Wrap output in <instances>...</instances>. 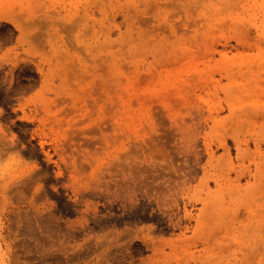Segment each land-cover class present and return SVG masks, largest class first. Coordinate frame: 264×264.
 Returning a JSON list of instances; mask_svg holds the SVG:
<instances>
[{
  "label": "rangeland",
  "instance_id": "1",
  "mask_svg": "<svg viewBox=\"0 0 264 264\" xmlns=\"http://www.w3.org/2000/svg\"><path fill=\"white\" fill-rule=\"evenodd\" d=\"M0 2L14 6L17 9L22 8L27 13L29 8H35V14L38 15V18L34 17L33 19L36 20L37 18V22H35H39L38 24H40V21L43 23V25H40V30L38 29V24L33 27V29L35 28L34 32L37 31L35 32L36 37L39 38L35 37L34 42H37L42 50L39 49L40 47L35 46L36 44L34 43V46L39 50L32 46L31 51L25 52L21 46L27 45L19 38V29L16 27L15 22H12L15 17L7 18L3 12V18L0 15V42H2V47H0V65L3 63L0 66V124L9 132V135H14L19 142L27 143L31 140L38 148L39 137L35 135L34 139L31 138L30 130L39 124L38 118L42 116L53 124L52 136L57 140L74 135L75 140L77 139L76 142L82 148L93 149L96 146L94 148L97 149L98 142L94 143L95 140H91L93 138L96 139L94 137V135L96 136V130L89 128L84 133L79 132L78 134L76 132L72 133V131H75L79 123H85L90 118L89 121H93L91 124L97 121L101 123L104 131L113 134L115 123L113 121L110 122L109 119L117 116L119 126L116 133L122 137L121 141L116 145H112L109 148H98L99 151L93 166L87 165V176L82 180L80 179L83 176L68 178L67 174H65L67 176L64 175L65 177L61 176L57 179L51 172L52 166L47 168L50 175L45 182L47 186H45L48 189L51 187L47 200L49 208H60L66 217L76 219L79 214L73 209L75 204L72 202L78 196V198L87 199L92 205L95 203L98 207V212L106 215L101 224H90L89 239L83 241V234H77L78 239L76 238L75 241L81 244L77 243L72 246L73 240L70 239V242H68L63 237L62 241V235L60 234V236L57 234L60 239L56 238V234L53 235L54 237L51 235L48 237L45 234L44 236H47L45 240V237H41L43 235L40 234L42 233L40 229V232H37L38 229L35 231L39 238H36L34 231L31 233H34L33 236L31 235L32 237L30 234L25 237L20 227L10 223L11 219L13 220L17 217L11 211L13 203L17 204V199L9 192L8 197L5 196V201L2 198L4 203L1 201L5 207L2 208L0 203V208L3 209H0V264H106L107 262L112 263L114 261L112 257L116 256L119 251V253L127 254L129 259H133L134 264L139 263L141 259L147 261L148 256L152 253V248L149 245L150 240H147L148 243L145 241L146 236L150 233L155 239L175 237V235H172V226L168 224L170 215L177 211L183 214L184 204L193 214L198 213L201 207V202L189 201V193L184 196L179 194L178 198L179 200L181 199L179 205L175 204L174 201L164 203V201L161 199L159 201V198L156 197L161 193V190L169 191V187L166 184H169L170 178L180 175V173L184 174V170L179 169L178 172L180 173L177 174L178 172L175 168L188 163L185 160L186 153L182 152L179 147L182 137L177 130L175 122L180 120L181 114L178 112L179 110L183 111L188 106V102L200 103L201 100L198 94L189 93L188 102L177 101L173 92L174 87L169 81L170 78L165 77L159 81L153 80L150 76L151 65L156 60V57L157 60L155 62L158 65L161 64L159 60L167 62L165 58L159 55L162 51L203 48L209 44L208 39L211 36H223L221 42L217 43V45L218 48L225 47L229 55H232L238 49H244V47L249 46L250 43L246 40L255 41L257 42L256 46L259 45V47L264 49V0H0ZM74 13L76 14L74 15ZM25 15L28 16V14ZM49 17H52L54 25L48 28ZM78 19L81 21L73 23V21L75 22ZM58 22H60V25L65 23L66 28L64 24L58 25ZM56 23L57 25H55ZM68 24L70 27L73 24L72 27L74 28L71 27L72 31L67 26ZM39 31L42 34L45 32L47 34L48 31H51L55 35L66 34L67 31H70L71 34L86 32L88 35L87 49L81 46L83 48L81 51V49L75 47L76 43L69 44L68 40L64 41L60 38H57V41L52 45L45 43L46 35L44 34L45 36H43ZM37 34L42 36L38 37ZM14 44H17L19 48L17 45V49L14 48ZM68 44L72 46L70 47ZM251 46L256 47L255 45ZM6 49L8 50L6 51ZM43 49H45V52ZM40 51L45 54L40 53ZM19 53L22 54L20 55ZM59 54L61 55L60 57ZM172 57L169 59L174 64L175 73L172 77L175 76L180 79L188 77L195 72L190 65H183V68L180 67L184 62L183 58ZM42 65L44 68L53 65L52 67L54 68L52 81L55 86L52 85V87L46 88L45 92L40 91L42 81L40 67ZM200 66H202V63H200ZM223 81H226V79L223 78ZM60 83H63V86L61 85L58 88L57 86ZM18 88H21V90ZM6 90L8 92H5ZM15 90H17L16 93ZM213 90L214 92L219 90V85L218 87L212 86L211 91ZM18 91L22 92L19 94ZM37 91L46 94L47 102L45 107L41 109L40 114H37L31 104L32 106L30 105L27 108V112L32 115V111H34L35 119L23 116V112L18 106V97L21 94L29 96ZM11 94H14V96ZM163 95L167 96L170 101L167 107L158 101V98L163 97ZM221 95L223 94L221 93ZM94 97H97V102H93ZM226 113H228L227 109L221 110L219 116ZM187 120H189L188 117ZM91 126L89 125V127ZM204 126L205 131H209L208 124L205 123ZM203 133L204 130L202 129L201 135L203 137L199 134L200 137L198 136L199 138H197L195 145L196 148L202 147L201 151L203 153L201 155L203 154V156L200 164L205 162L207 157L203 150L205 147V135ZM129 146L133 149L131 150V152L133 151L131 162L136 165H134V169L132 167V175H130V171L127 168L120 169L121 171L119 169L114 170V172L117 171L115 174L113 172L115 176L109 174L106 167L109 164L115 161L122 164L128 163L130 158L126 159V152ZM222 151V148L217 149V153ZM42 156V153L31 157L23 154L24 166L38 164L46 170L40 159ZM8 162H10V157H4L1 160L3 165ZM170 162L172 166L169 164ZM189 164L194 176L189 180V184L194 185L202 176L203 171L199 164L193 162H189ZM14 165L17 167L19 164L17 163L16 165L14 163ZM125 171L126 173H124ZM171 171L172 173L170 174ZM98 172L101 175L105 173L107 178H110V181L107 179V183L110 182L109 185L114 191L113 193L110 191V196L107 194V199L105 198V191H99V189L91 191L92 188H85L87 185H85V182L97 175ZM122 174L124 178L121 176ZM120 177L125 181L127 178L129 180L132 179V185L138 184V186L136 184L137 189L136 186H133L135 188L132 187L130 192L133 197L130 200L126 199V201L121 195L115 193L116 186H118L115 183L121 182L122 178L120 179ZM245 181L246 178H243L242 182ZM189 184H181V191H189L187 189ZM209 186L214 189L216 187L215 181L210 179ZM80 188L84 191H80ZM51 190H53V194ZM109 190H106V192L109 193ZM153 192H156L155 196ZM111 195H116L114 196L115 200ZM126 205L127 207H125ZM73 210L74 212H72ZM128 226L130 227L127 228ZM205 227L201 231H188L187 236H191L187 239L183 238L189 250L187 258L192 260L190 264H203L206 248H212L216 253V264H264V259L258 258L259 256L251 259L247 255H243L248 250L247 247L250 243L245 240L244 234H246V231L243 232L241 229L236 230V228L232 229L231 227H220V225ZM127 230L129 231L127 232ZM217 230L218 232L216 233ZM109 231L112 232L108 237H114L110 245L101 236ZM91 236H94V238ZM23 237L29 239L26 240ZM41 238L43 242L45 241L43 245H41ZM34 241L38 245L40 252H37V245ZM22 242L25 245H29L26 247ZM59 242L61 244H58ZM65 243L67 245L69 243L72 249L66 246ZM255 244H257V241L253 243V246ZM62 246L63 248L65 247L64 250ZM95 246L100 247L98 248L99 250ZM226 246L230 248H226ZM24 247L26 248L25 250ZM66 247L68 252L65 251ZM79 247L80 249H78ZM84 247H86L85 253L81 249ZM224 248L225 250H223ZM72 252L75 254H72ZM79 252L84 253V255L77 254ZM87 252L90 253L87 254ZM102 253H107L106 255L108 256ZM73 255H76L79 260ZM69 257H72V259ZM170 261V264H181L173 256ZM113 263L130 264L128 261H114Z\"/></svg>",
  "mask_w": 264,
  "mask_h": 264
},
{
  "label": "bare ground",
  "instance_id": "2",
  "mask_svg": "<svg viewBox=\"0 0 264 264\" xmlns=\"http://www.w3.org/2000/svg\"><path fill=\"white\" fill-rule=\"evenodd\" d=\"M35 10H36L35 8L34 9L29 8V11L27 13L26 10L22 8L17 9L14 6L6 5L3 2H0V12H1L0 15H2L1 17L3 18L2 12L7 18L15 17L14 21L12 22H15L16 27L19 29V38L24 42V44L27 45V46L20 45L21 48L25 50V52L31 51L33 47L36 48L37 50L39 49L42 50L41 47L38 46V43L34 42L36 37L35 32L37 31L34 32L35 28L33 29V27L34 25L36 27V24L39 23V22L36 23L38 15L35 14ZM25 14H28V16H26ZM75 14L76 13H74V15ZM34 17H37L36 20L33 19ZM52 17H49L50 18L48 20L49 23H47L48 21L46 22L48 24V28L53 27L54 25V23H52ZM79 21L81 20L80 19L75 20V22L73 21V23ZM41 24L43 25V23H41L40 21V24L37 25L39 26L38 28L39 30L41 28L40 27ZM62 24H64L66 28V24L65 23ZM55 25H57V23ZM58 25H60V22H58ZM67 26H69V24ZM72 26L73 24H71V27ZM71 27L70 30L74 28ZM39 33L41 32L39 31ZM44 34L46 35L45 43L52 45L55 41H57V38H60L64 41L68 40L69 44L76 43L78 47L77 45L75 47L81 49V51L83 48L87 49L88 35L86 32L71 34L70 31H67L66 34L55 35L51 31H48L47 34L45 32L42 35L45 36ZM37 35L38 37L42 36L40 34ZM222 38H223L222 35L219 37L211 36L210 39H208L209 44L204 46L203 48H197V49L186 48V49H182L181 51L171 50L168 52L162 51L159 53V55L165 58L167 62L166 61L162 62V60H159V62L161 61L160 62L161 64L158 65L157 62H155L157 60V57L155 56L156 60H154L153 64L151 65L152 69L150 70V76L153 78V80L159 81L160 79H164L165 77L170 78L169 81L171 85H173L174 87L173 92L176 95L177 101H181L182 103L183 101L186 102L189 93L198 94L201 100L200 103L199 102L192 103L187 101L188 106L185 107L183 111L179 110L178 112L179 114H181L179 117L180 120L175 122H176L177 130L182 137L181 144L179 147L182 149L181 150L182 152L184 151L186 153L185 160H187L188 163L185 164L184 166H180V165L178 167L175 166L177 172L178 169L182 171L184 170V174L182 175L180 172H178L177 174L180 173V175H177L178 178L177 176L170 178V180L168 181L169 184H166L169 187V191L167 189L166 190L168 192L165 190H161V193L158 194L156 197L159 198V201L161 200L164 201V203H169L174 201L175 204L179 205V201L181 200V199L179 200L178 198L179 194L184 196V195H188L189 193L188 195L189 201L194 200L201 202V207L198 213L193 214L184 204L183 214L182 213L180 214L177 211L170 215L168 224L172 226L173 229L172 235H175V237H170L167 239L165 238L155 239L149 233L146 236L145 241L148 243L147 240L148 239L150 240L149 245L152 248V253L148 256L147 261L145 259H141V261L136 264H170L171 263L170 258L172 256L175 257V259L181 264H190V261L192 260H189L187 258L188 257L187 254L189 253V250L183 238L187 239L191 236V235L189 237L187 236L188 231H193V232L201 231L205 226H212V225H220V227L223 226L225 228L231 227L232 229L236 228V230L241 229L243 230V232L246 231L244 237L245 240L250 243L248 244L247 247L248 250L246 249L247 251H245L243 255H247L251 259L257 256H259L258 258L260 259L261 258L264 259V49L263 47H259V45L256 46L257 42L255 41L250 42L249 40H246L248 43H250L251 45H255L256 47L254 48L249 44V46L244 47V49H238L235 53L229 55L225 47L218 48L217 43L221 42ZM240 39L242 40L241 37ZM38 41L40 42V40ZM1 43L2 42H0V45ZM16 45L15 44L13 45L15 46L14 48H16ZM34 45L40 48L38 49ZM69 46L71 47L72 45ZM0 47H2V45ZM7 50L8 49H6V51ZM43 51L45 52V49H43ZM44 52L40 51V53H44ZM27 54L31 55L30 53ZM60 56L61 55L59 54V57ZM171 56L177 59L180 57L183 58L184 62L180 65V67L183 68L184 66L190 65L194 68L195 72L189 75L188 77H184L180 79L176 78L175 76L172 77L175 72H174V64L172 63L171 60H169ZM200 63H202V66H200ZM2 64L0 66H2ZM52 66L49 65L47 68H44L42 65L40 67V71L42 74L40 91L45 92L46 88L48 89V87L50 88L52 87V85L55 86V84L52 81L53 80L52 71L54 69ZM223 78L226 79V81L222 82ZM61 85L63 86V83L58 84L57 87L59 88ZM218 85H219V90H217L216 92H214V90L211 91L212 86L218 87ZM18 89L21 90V88ZM16 91L17 90H15V93ZM40 91H37L35 93L32 92L33 94H30L29 96H25L21 94L18 97V106L22 110L23 116L29 117L31 119H35L36 117L35 113L40 114L41 109L45 107L47 102V96L42 92L40 93ZM5 92H8V90H6ZM21 92L22 91L20 92L18 91L19 94ZM221 93L223 95H221ZM12 96H14V94ZM158 101L161 104H163L165 107H167L168 104H170L168 97L165 95H163V97L161 98H158ZM93 102H97V97L93 98ZM31 104L33 105L35 111V113L34 111H32L34 113V114L32 113V115L29 112H27V108ZM224 109H227L228 113L219 116L220 111ZM187 117L189 120H187ZM117 119H118L117 116L115 117L113 116V118L109 119L110 122L113 121L115 123V125L113 126V131H114L113 134L104 131L101 123L97 121L91 124V122L93 121H89L90 118L86 120L85 123L82 122L79 123L76 126L75 131H72V133L74 132H76V134H78L79 132L84 133L85 130H88L89 128L91 130H96L95 131L96 136L94 135L96 139L93 138L91 140H95L94 143L98 142V148H109L112 145H116L122 139V137L116 133L117 127L119 126L118 125L119 121H117ZM38 120H39V124L35 128L30 130L31 138L34 139L35 135L39 137L38 148L34 143H32L31 140H29L27 143L17 141L14 135L10 136L9 132L6 131V129L0 124V203L2 205V208L5 207L3 206V203L5 201V196L8 197L9 192H11V195L17 199L16 200L17 204L13 203L11 207L12 213H14L17 217L16 219L13 220L11 219L10 223L12 225L15 224L18 227H20L25 237H27L29 234L30 236L31 235L33 236L34 233H36L35 232L36 229H38L37 232H40V230L42 231V233L40 234L43 236L41 237H45L44 236L45 234L48 237L49 235L53 236L56 234V238H57L58 237L57 234L58 235L60 234L62 235V241H63V237L68 242H70L69 240L72 239L73 240V243H71L72 246H74L77 243L81 244L75 241L77 238V234L82 233L83 241H87L90 237L89 235V228H91L90 224L92 223L101 224L102 221H104L103 219L106 217V215L98 212V207L95 203L92 205L87 199H82L83 197L78 198V196L75 199H73L72 202L75 204L73 209L79 214L78 218L76 219H70L66 217L62 213V210L60 208L59 209L55 208L56 210L54 208H49L47 206V200H48V192L50 193L49 189H51V187L49 186L50 188L48 189L46 187L47 185L45 184L46 180L50 175L49 174L50 172L47 170V168L48 166H52L51 172L53 173L54 177L57 179L67 174L68 178L73 176H83L80 179L82 180L84 177L87 176L86 174L87 165L93 166L95 157L99 149L98 148L95 149L96 146H94L95 148L93 147V149L87 147L82 148L76 142L77 139L75 140L74 135H73L74 137L70 135L68 137L63 138L62 140H57L56 138H54V136H52L53 133L52 129L54 127L53 124L47 121L42 116L39 117ZM205 123L208 124L209 131L208 130L205 131L206 130L204 126ZM89 125L92 126L89 127ZM202 129L204 130L203 134L205 135L204 136L205 147L203 150L207 154V157L205 162L200 164V160L203 156V154L201 155V153H203L201 151L202 147L196 148L195 145L197 138L202 136L201 135ZM230 142H232V144H230ZM131 148L132 147L129 146L126 152V159L130 158L129 159L130 162L128 161V163L122 164L119 163L118 161H115L109 164L108 166H106L108 168L107 172L109 174L114 175L115 172H117V171L114 172V170L127 168L130 171V175H132L131 174L133 173L131 172L132 167L134 169L136 165L131 162L132 159L131 157H133V153H132L133 151L131 152V150L133 149ZM218 148H222L223 151L217 153ZM38 153L43 154L42 158L40 159L42 161V165L46 167V170H44L38 164H35L33 166H31L32 164L30 166H24L23 163L24 161L22 159L23 154L31 157L38 155ZM10 154L12 155L10 156ZM4 157H8V158L10 157V162H8L5 165L1 164V160ZM189 162L199 164V166L202 168L203 171L202 176L199 178L198 182L194 185L189 184V180L192 177H194L193 170ZM14 163L16 165L18 163L19 165H17L16 167ZM169 164L172 166L171 162ZM22 167H24V169H22ZM99 172L98 174L96 173L97 175H94L93 178L85 182V185L87 184L85 188L86 187L90 189L92 188L91 191H96L98 189L99 191L100 190L103 192L105 191L106 193L105 198H106L108 195L110 196L111 193L110 191H112L109 185L110 182L107 183L108 180L110 181V178L108 179L105 173L101 175V173ZM124 173H126V171ZM171 173L172 171L170 172V174ZM121 176L124 178L123 174ZM122 177H120V179ZM243 178H246L245 182H242ZM122 179H121L122 183L120 182L118 184L116 182L117 179L115 180L116 182V183L114 182L115 185H118L116 186L117 189H115V193L121 195V197H123V199L125 198V200L126 199L130 200L133 197L130 191L132 190L133 186H136L137 183L135 185H132V179L129 180L128 178L126 181L123 179L124 181L123 183ZM210 179L215 181L216 187L214 189L209 186ZM181 184L184 185L189 184L187 185V189L189 191H181ZM137 186L136 189L138 188ZM79 190L82 191L83 189L80 188ZM106 190H109V193H107ZM157 190L155 191L157 192ZM52 192L53 190H51V193ZM88 193L90 192L88 191ZM155 193L153 194L154 196ZM112 196L113 195H111V197ZM2 198H4L3 199L4 201H2ZM65 206L67 207L66 204ZM125 207H127V205ZM74 210L72 212H74ZM191 220L192 221L194 220V222H192ZM126 225H128V223H126ZM129 227L130 226H128L127 228ZM33 231L34 233L31 234ZM128 231L129 230H127V232ZM111 232L109 231L101 235L102 238H104V240H107L109 242V245L112 244V241L114 240V237H108ZM217 232L218 230L216 231V233ZM205 233L207 232L205 231ZM35 235L37 236L36 238H39L37 233ZM91 237L94 238V236ZM58 239H60V237H58ZM124 239L126 240V238ZM255 241H257V244L253 246V243H255ZM44 242L42 241L41 245H43ZM60 242L58 244H61ZM38 244L40 243L38 242ZM28 245L25 246L27 247ZM65 245L70 247L69 243L68 245L65 243ZM65 245L63 244V246ZM30 246L32 245L30 244ZM81 246L83 247V245ZM97 246H95L97 249L100 248ZM39 247L42 248V246L40 245ZM80 247L78 249H80ZM86 247L81 248L83 249V252L85 251ZM226 248H230V247L226 246ZM25 249L26 248L24 247V250ZM37 250H38V245H37ZM67 250L68 249L66 247L65 251ZM223 250H225V248ZM37 252L40 251L38 250ZM81 252L77 254L84 255L86 251L84 253ZM106 252L110 254L108 251ZM119 252L117 253L119 255L116 254V256L112 257L114 261L116 262L128 261L130 264H134L133 259H129V256H127V254L119 253ZM73 253L74 252H72V254ZM88 253L90 252H87V254ZM42 254L44 255V253ZM106 254L104 253L103 255ZM215 254L216 253L213 251L212 248H206V254L204 257L203 264H216ZM75 256L73 255V257ZM70 259H72V257ZM76 259L79 260L78 257ZM114 261H112V263L107 262L106 264H115L113 263Z\"/></svg>",
  "mask_w": 264,
  "mask_h": 264
}]
</instances>
